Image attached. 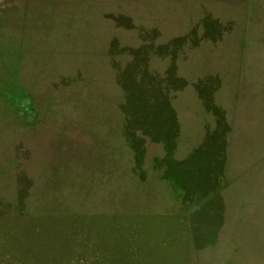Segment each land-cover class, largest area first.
Here are the masks:
<instances>
[{
  "label": "rangeland",
  "instance_id": "1",
  "mask_svg": "<svg viewBox=\"0 0 264 264\" xmlns=\"http://www.w3.org/2000/svg\"><path fill=\"white\" fill-rule=\"evenodd\" d=\"M0 264H264V0H0Z\"/></svg>",
  "mask_w": 264,
  "mask_h": 264
}]
</instances>
